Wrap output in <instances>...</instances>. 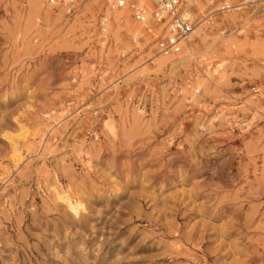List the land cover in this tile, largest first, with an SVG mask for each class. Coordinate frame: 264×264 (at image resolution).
<instances>
[{
  "label": "rangeland",
  "instance_id": "1",
  "mask_svg": "<svg viewBox=\"0 0 264 264\" xmlns=\"http://www.w3.org/2000/svg\"><path fill=\"white\" fill-rule=\"evenodd\" d=\"M182 1L0 0V264H264V0Z\"/></svg>",
  "mask_w": 264,
  "mask_h": 264
},
{
  "label": "built area",
  "instance_id": "2",
  "mask_svg": "<svg viewBox=\"0 0 264 264\" xmlns=\"http://www.w3.org/2000/svg\"><path fill=\"white\" fill-rule=\"evenodd\" d=\"M64 1V0H60ZM193 0H191L192 2ZM55 2V0H50ZM153 9L150 12L151 19L162 24V36L158 37L156 46L159 53H176L193 32L196 20L192 18L187 5L182 0H152ZM118 6L123 3L117 2ZM189 4V3H188ZM229 4H223L221 9H228ZM135 19L142 21L146 15L144 6H135L133 9Z\"/></svg>",
  "mask_w": 264,
  "mask_h": 264
},
{
  "label": "bare ground",
  "instance_id": "3",
  "mask_svg": "<svg viewBox=\"0 0 264 264\" xmlns=\"http://www.w3.org/2000/svg\"><path fill=\"white\" fill-rule=\"evenodd\" d=\"M147 1H150V3L152 2V0H147ZM117 2H121V3H123L124 4V0H117ZM153 4V3H152ZM123 13L122 12H115V15H114V18H116L117 20H119L120 19V16L122 15ZM146 15H147V10H146ZM145 15V17H147ZM149 21V20H148ZM148 21H147V18H144V20H142L141 22H146V24L148 23ZM139 24V23H138ZM197 24H198V22H197ZM197 24L195 25V27L197 26ZM162 25V24H161ZM143 27V26H142ZM161 27V26H160ZM160 29H162V27L160 28ZM194 30H196V28H194L193 29V32H194ZM158 31H160L159 29H158ZM192 32V33H193ZM135 33H137V32H135ZM163 33H164V30H163ZM191 33V34H192ZM190 37H191V35L189 36V38H188V40L186 41V42H184L183 44H182V46H181V49L178 51V52H176V53H160V54H163V55H174V54H177V53H180V51L182 50V48H183V50H182V52L181 53H184L185 55H182V57L181 58H186V57H184V56H192V54L194 55V53H192L191 54V46H190V44H189V41H190ZM189 51V52H188ZM187 52H188V54H187ZM193 52V51H192ZM190 54V55H189ZM178 55V54H177ZM179 59V58H178ZM177 60V59H176ZM183 60V59H182ZM24 136V135H23ZM11 145H10V147H11V151L14 153V154H16V159L17 160H20L21 159V157H22V155H21V151H20V147L18 146V144H17V142H14V140L10 143Z\"/></svg>",
  "mask_w": 264,
  "mask_h": 264
}]
</instances>
